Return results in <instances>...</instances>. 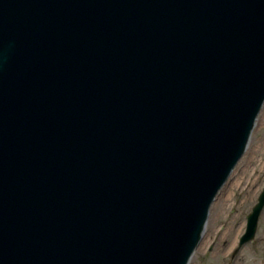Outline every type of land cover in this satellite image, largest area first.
<instances>
[{
	"label": "water",
	"instance_id": "obj_1",
	"mask_svg": "<svg viewBox=\"0 0 264 264\" xmlns=\"http://www.w3.org/2000/svg\"><path fill=\"white\" fill-rule=\"evenodd\" d=\"M263 109L264 0H0V264H190Z\"/></svg>",
	"mask_w": 264,
	"mask_h": 264
},
{
	"label": "flooded vegetation",
	"instance_id": "obj_2",
	"mask_svg": "<svg viewBox=\"0 0 264 264\" xmlns=\"http://www.w3.org/2000/svg\"><path fill=\"white\" fill-rule=\"evenodd\" d=\"M238 167L213 203L190 264H264V179H236Z\"/></svg>",
	"mask_w": 264,
	"mask_h": 264
},
{
	"label": "rangeland",
	"instance_id": "obj_3",
	"mask_svg": "<svg viewBox=\"0 0 264 264\" xmlns=\"http://www.w3.org/2000/svg\"><path fill=\"white\" fill-rule=\"evenodd\" d=\"M238 169L234 176L236 179H264V109L257 122L249 149Z\"/></svg>",
	"mask_w": 264,
	"mask_h": 264
}]
</instances>
